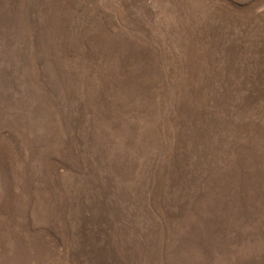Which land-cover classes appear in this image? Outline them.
<instances>
[{
	"label": "rangeland",
	"instance_id": "obj_1",
	"mask_svg": "<svg viewBox=\"0 0 264 264\" xmlns=\"http://www.w3.org/2000/svg\"><path fill=\"white\" fill-rule=\"evenodd\" d=\"M0 264H264V0H0Z\"/></svg>",
	"mask_w": 264,
	"mask_h": 264
}]
</instances>
